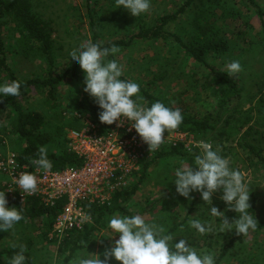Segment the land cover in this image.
<instances>
[{
    "label": "rangeland",
    "instance_id": "rangeland-1",
    "mask_svg": "<svg viewBox=\"0 0 264 264\" xmlns=\"http://www.w3.org/2000/svg\"><path fill=\"white\" fill-rule=\"evenodd\" d=\"M200 1L203 5L206 3V0ZM258 2L264 12V0ZM150 3V10L137 17L123 7H116L115 0H31V9L33 14L47 24L54 71L61 73L73 63L69 53L74 48H79L81 43L91 41L89 14L95 20L99 42L127 41L140 26H152L162 15L177 11L184 0H150ZM220 4L222 9L216 10L217 16L223 10L228 12L235 9L243 14L251 26L246 41L250 42L249 47L246 43L240 49L231 43L228 54L210 60L213 66L223 71H227L226 65L233 60L241 63L243 71L237 74V82L242 89L241 97L228 99L222 105L221 97L206 81L207 70L184 54L171 39L134 41L130 47L120 48L114 58L123 67L120 78L139 84L141 96L144 92L155 102L169 103L172 108H179L182 113L194 119L201 120L206 116L209 118L210 129L203 132L199 139L212 143L214 149L219 146L220 155L229 159L230 168L238 169L244 174L250 191L251 207L248 211L258 222H264V168L256 165V160L251 161V156L244 148V144L251 143L264 152V121L256 123V116L251 112V122L246 125L243 123L246 113L254 108L259 94L264 90V42L261 26L254 9L249 8L243 0H222ZM201 6L196 1L180 19L167 26L168 32L180 35L183 39L190 37L192 20ZM218 24L226 29L229 36L235 30L231 18L225 21L220 19ZM0 34L7 65L15 78L19 81L42 79L46 64L23 56L12 23L1 16ZM5 83H8L6 73H1L0 85ZM81 89L77 82L61 83L56 91V99L51 100L50 104L46 103L44 92L31 89L27 99L20 103L23 112H36L42 116L44 124L40 133L44 136L43 146H47V153L57 154L67 149L68 132L81 126L84 116L76 109ZM4 97L0 96V101ZM143 102L147 103L145 97ZM2 112L0 155L11 152L20 156L25 143L11 128L15 113H11L9 107H4ZM249 127L251 131L246 134ZM183 152V156L157 158L155 153L152 159L145 162L150 165L144 173L143 181L136 193L124 204L127 214L107 212L98 221L93 219L82 229L69 232L61 238L54 236L45 217L40 222L27 220L23 224H15L7 232L0 230V250L14 249L11 247L13 243L26 245L25 252L29 255V261L25 264H65L67 258L69 261L66 264H72L77 253H84L85 256L87 253L97 254L103 259L105 249L119 238L108 227L109 220L119 214L121 217L140 215L145 218L146 223L162 225L166 229L165 234L174 236L173 242L186 239L198 253H211L216 260L223 247L232 239L235 229L220 233V220L211 216L210 207L215 206L224 211L230 222L237 219L239 214L226 210V204L220 199L222 191L213 194L210 206L203 202L198 192L190 193L193 197L191 200L176 192L175 170L186 162L195 167L194 156L200 154L201 150ZM141 169L129 179L123 189L129 190L137 182ZM3 183L4 178L0 175V191H4ZM5 196L7 206L16 208L14 199L9 198L6 193ZM193 219L212 222L213 234L200 235L189 223ZM86 227L90 231H86ZM10 259H6L7 264ZM109 264L120 262L111 258ZM218 264H264V229L249 232L239 239Z\"/></svg>",
    "mask_w": 264,
    "mask_h": 264
},
{
    "label": "clouds",
    "instance_id": "clouds-1",
    "mask_svg": "<svg viewBox=\"0 0 264 264\" xmlns=\"http://www.w3.org/2000/svg\"><path fill=\"white\" fill-rule=\"evenodd\" d=\"M115 5L127 9L134 17L151 8L150 0H115ZM119 52L118 46L102 48L100 43L89 40L74 48L69 55L72 61L78 62L84 73L83 91L102 110L98 114L99 121L106 125L116 123L117 127H121L125 119L132 122L131 127L148 145V151H157L165 142V132L177 129L183 122V115L179 108L167 107L160 101L152 103L150 107L145 106L139 84L121 79L122 65L114 59H107ZM226 67L228 75L243 71L238 60L231 61ZM20 88L21 82L15 80L0 85V96H19ZM198 147L201 153L194 156L195 167L186 162L175 170L176 192L188 200L193 199L190 193L198 192L203 202L210 206L213 194L222 191L220 199L226 204V210L239 215L230 222L224 211L210 207L211 216L220 220L219 232L235 229L236 235L247 236L249 230L257 229L258 222L248 211L251 207L250 191L244 174L230 168V161L220 155L219 146L214 149L212 143L201 141ZM38 155L39 159L34 163L51 171L53 164L48 159L47 146H39ZM15 183L30 195L38 190L37 176L28 171L22 172ZM7 205L5 192L0 191V230L6 232L24 219L21 211ZM87 219L90 217L85 216ZM189 223L200 235L214 232L212 222L193 219ZM108 227L119 238L105 249L103 259L97 254L87 253L85 256L84 253H77L72 264H109L111 258L120 264H215L213 254L198 253L186 239H179L173 244L172 234H165L166 229L162 225L146 223L143 216L121 217L116 214L109 220ZM11 247L19 251L11 257L9 264H24L26 245L13 243Z\"/></svg>",
    "mask_w": 264,
    "mask_h": 264
},
{
    "label": "trees",
    "instance_id": "trees-1",
    "mask_svg": "<svg viewBox=\"0 0 264 264\" xmlns=\"http://www.w3.org/2000/svg\"><path fill=\"white\" fill-rule=\"evenodd\" d=\"M90 0H88L89 2ZM196 1L201 3L200 10H197L192 23H191V36L187 39H183L180 35L168 32L167 26L180 19L182 14H185ZM222 0H206L203 5L200 0H184L183 5L174 13L162 15L158 18L156 23L149 27L140 26L138 31L130 36L127 41L115 40L106 43L98 41V34L96 30V23L91 14H89V30L91 32V41L93 43H100L102 48H110L112 46H118L119 48L130 47L134 41H156L159 39H171L172 43L176 44L178 48L186 55H188L195 63L203 66L207 70V79L209 87L215 90L221 97L222 105L226 104L228 99L233 97H241L242 89L238 85L237 75H228L227 71L219 70L212 65L211 59L224 56L230 51V44L234 43L237 47L248 44L246 42L251 29L250 23L244 18L240 11L231 9L230 11L223 10L222 14L217 16L216 10L222 9L220 4ZM249 8L254 9L257 19L261 26L262 42H264V12L260 8L258 0H243ZM198 8V7H197ZM0 16L8 19L13 25V31L17 34V43L20 51L24 57L34 58L41 60L46 64L45 75L42 79L23 80L19 81L15 78L14 73L9 69L4 53L3 42L0 34V74L6 73L7 82L19 81L21 82L20 95L19 96H7L0 101V126L2 125V111L4 107H9L11 113H15L11 123L12 131L23 138L24 147L20 153L19 159L23 162L39 159L38 148L45 144V139L40 133V128L44 124L43 118L36 112H23L20 103L25 101L31 92V89L45 93V101L50 104L51 100L56 99V91L61 83L77 82L81 85V95L76 102V109L82 116L88 118L93 122L101 133L107 132L111 125L103 124L99 121L98 114L102 111L98 105L94 102L84 89V74L81 70L78 62L73 61L64 72L57 73L54 71V61L52 55V45L49 32L47 31V24L40 17L33 14L31 9V0H0ZM231 18L234 22L235 30L231 31L229 36L226 29L219 26L218 20ZM236 31V32H235ZM240 49H243L240 47ZM109 60H115L114 55L108 57ZM255 106L252 110L246 113V117L243 123L246 125L251 122V112H254L256 116V123L264 121V90L259 94ZM143 96L147 99L149 106L155 102V100L148 94L143 92ZM167 107H171L170 104H165ZM172 108V107H171ZM182 113V112H181ZM183 122L178 127L180 130H187L195 133L198 137L203 135V132L210 129L208 124L209 118L194 119L190 116L182 113ZM253 115V113H252ZM243 124V125H244ZM264 125V124H263ZM242 126V125H241ZM251 128L249 127L246 134H249ZM163 148L155 154L157 157L168 156H183L185 155L183 150L177 147L162 146ZM244 148L251 156V161L256 160V165H261L264 168V152L255 147L251 143L244 144ZM48 159L52 161V169H64L68 167H74L80 165V160L67 149L61 150L59 153H47ZM143 165V164H142ZM141 165V166H142ZM150 163H145L141 169L140 177L132 184L129 190L121 189L115 192L112 204L108 208H95L88 207L90 215L94 221H98L107 212L119 211L121 213H128L124 204L130 199V197L136 193L139 185L142 183L144 173L148 169ZM15 201V200H14ZM17 209L21 211L24 219L19 221L18 224H23L27 220L29 222L42 221L45 217L48 226L52 227L54 217L61 210L62 203H58L53 208H47L42 206L37 200H29L25 204H20L15 201ZM258 222V221H257ZM86 231H90L86 227ZM264 229V222H258L257 229L255 231L249 230V232H257ZM243 237V235L232 234L230 242L223 247L220 254L216 257L215 264H218L225 256H227L229 249ZM175 242H173L174 244ZM75 247L72 248L74 250ZM17 249L0 250V264H7L6 259H10ZM26 260L24 264L29 261V255L24 253ZM70 257V256H69ZM69 258H67L65 264Z\"/></svg>",
    "mask_w": 264,
    "mask_h": 264
},
{
    "label": "built area",
    "instance_id": "built-area-1",
    "mask_svg": "<svg viewBox=\"0 0 264 264\" xmlns=\"http://www.w3.org/2000/svg\"><path fill=\"white\" fill-rule=\"evenodd\" d=\"M145 106L150 107L147 103ZM131 123L125 119L121 127L113 123L107 132L101 133L84 116L81 126L66 136L68 152L80 160V165L74 167L46 171L36 165L35 160L23 162L15 153L0 155V175L4 178L6 195L20 204L37 200L47 208L62 203L52 223L56 238L82 229L93 221L88 207H110L115 192L125 188L141 165L156 153L148 151V145ZM164 135L165 142L160 147H177L187 152L201 150L198 144L202 140L193 132L177 128ZM27 171L38 178L35 194L24 192L15 183L19 175ZM85 216L90 219L85 220Z\"/></svg>",
    "mask_w": 264,
    "mask_h": 264
}]
</instances>
